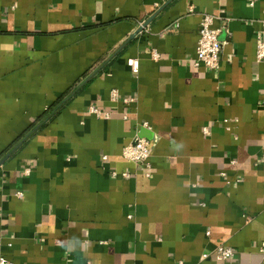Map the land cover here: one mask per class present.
<instances>
[{
    "label": "crops",
    "instance_id": "1",
    "mask_svg": "<svg viewBox=\"0 0 264 264\" xmlns=\"http://www.w3.org/2000/svg\"><path fill=\"white\" fill-rule=\"evenodd\" d=\"M169 1L0 0V257L264 264V0ZM202 14L217 71L194 65ZM141 130L150 169L122 158Z\"/></svg>",
    "mask_w": 264,
    "mask_h": 264
},
{
    "label": "built area",
    "instance_id": "2",
    "mask_svg": "<svg viewBox=\"0 0 264 264\" xmlns=\"http://www.w3.org/2000/svg\"><path fill=\"white\" fill-rule=\"evenodd\" d=\"M165 0H159V2H164ZM159 3L156 4L158 7ZM250 5H254V0H250ZM215 17L209 14H202L199 24V38L196 46V60L195 67L204 66L209 71H217L220 68V55L223 49L224 42L219 39L221 29L214 27ZM261 28L257 34L256 42V60L258 62L264 63V20L260 22ZM154 59L157 58L156 53H152ZM128 66L133 73H137L139 69L138 61L135 59L128 60ZM111 100L117 101L119 98L118 91L112 90L110 94ZM123 103L127 104L132 102L133 99L124 98ZM264 106V103H263ZM89 111L96 115L101 116V113L95 107H91ZM142 127L149 128L147 123H144ZM122 158L136 165L144 164L147 169H150L149 159L151 157V142L145 138L135 137L133 141L128 143L122 148ZM103 161H107V157L103 156ZM28 173V171H26ZM112 175L116 173L112 172ZM147 177L149 174H146ZM123 178H130L129 173H123ZM16 196L21 199L23 194L21 192L17 193ZM260 254L264 255V242L258 248ZM214 260L217 263H229L236 259V253L227 246H219L214 251ZM0 264H13L11 261L0 257Z\"/></svg>",
    "mask_w": 264,
    "mask_h": 264
},
{
    "label": "water",
    "instance_id": "3",
    "mask_svg": "<svg viewBox=\"0 0 264 264\" xmlns=\"http://www.w3.org/2000/svg\"><path fill=\"white\" fill-rule=\"evenodd\" d=\"M172 0H170L169 2H171ZM168 2V3H169ZM167 3V4H168ZM166 4V5H167ZM165 5V6H166ZM164 6V7H165ZM163 9V8H162ZM162 9H160L156 14H154V16H152L150 19H148L147 21H145L144 23H143V25L136 31V34L135 35H132L131 37H130V39H133L136 35H138L140 32H142L143 31V29H145L149 24H150V22L152 21V19L162 10ZM138 137H140V138H144V137H147V135H146V133H145V131L144 130H141V133L138 135ZM149 138V137H148ZM9 158V155H7L6 157H4L3 159H1L0 160V167L4 164V162L7 160Z\"/></svg>",
    "mask_w": 264,
    "mask_h": 264
},
{
    "label": "trees",
    "instance_id": "4",
    "mask_svg": "<svg viewBox=\"0 0 264 264\" xmlns=\"http://www.w3.org/2000/svg\"><path fill=\"white\" fill-rule=\"evenodd\" d=\"M60 102L59 101L56 105H54L52 108H50V114L47 112L48 115H46V118H45V122H43L44 124H46V122H49L55 115L56 113L59 111V109L61 108L60 107Z\"/></svg>",
    "mask_w": 264,
    "mask_h": 264
}]
</instances>
